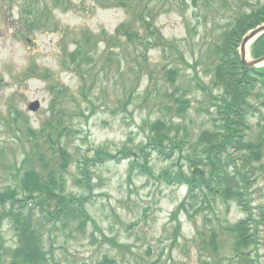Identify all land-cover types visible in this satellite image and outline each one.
I'll return each mask as SVG.
<instances>
[{
	"label": "rangeland",
	"instance_id": "obj_1",
	"mask_svg": "<svg viewBox=\"0 0 264 264\" xmlns=\"http://www.w3.org/2000/svg\"><path fill=\"white\" fill-rule=\"evenodd\" d=\"M259 4L264 0L154 1V22L163 38L133 46L122 39L112 51L104 32L113 36L131 18L122 8L96 0H0V192L28 168L44 175L55 169L60 153L57 159L53 153L62 144L67 156L63 193L93 198L89 210L95 223L46 230L45 264L105 259L108 264H264V225L257 216L264 209V155L245 205L202 196L198 207L177 211L187 187L162 177L165 169L184 168V128L193 139L211 128L208 110L224 95L214 82V48L237 15ZM87 32L94 35L89 59L77 66L72 53ZM173 71L171 82L167 73ZM60 85L70 91L61 93ZM253 98L245 138L258 142L264 139V87L258 85ZM34 100L41 102L37 111L29 109ZM154 124L172 138L166 155L149 146ZM27 126L36 131L33 139L18 132ZM35 140L46 154L47 169L37 157L24 165L26 153L37 151ZM97 151L111 157L93 168L87 159L96 158ZM84 179L90 182L88 191L77 185ZM242 218L250 226L252 243L243 247L250 263L232 249L237 238L227 230ZM214 234L216 252L210 245ZM20 246L12 224L2 219L0 264H13Z\"/></svg>",
	"mask_w": 264,
	"mask_h": 264
},
{
	"label": "trees",
	"instance_id": "obj_2",
	"mask_svg": "<svg viewBox=\"0 0 264 264\" xmlns=\"http://www.w3.org/2000/svg\"><path fill=\"white\" fill-rule=\"evenodd\" d=\"M154 1L161 0H96L97 4L103 7H123L131 15L128 21H124L116 28L114 36L104 32L108 36V46L113 49L112 51L121 45L122 39L127 46H133L137 41L145 45L146 41L154 43L163 38L161 28L154 22L155 8L151 5ZM263 22L264 4L250 5L249 9H244L236 16L232 25L225 30L222 42L214 48L218 59L213 70L214 82L221 86L224 95L218 101H214L213 107L208 110L207 115L212 126L204 128L195 139L184 128L183 143L189 145L183 149L184 168L165 169L162 175L171 184L187 186L185 200L177 211H188L189 206L198 207L199 198L202 196L208 202L223 198L225 202L232 199L238 200L241 205L247 203V196L253 183L252 176L261 169L257 163L264 155V139L257 142L245 138L247 129L250 128L249 116L255 109L251 99L258 84L264 83V69L254 70L244 66L240 61L238 46L248 30ZM91 38L92 34L85 33L81 40H77V50L72 53V64L80 66L89 59ZM111 44L113 46H110ZM252 54L255 57L264 55V35L253 44ZM167 74L171 82L176 79V72ZM58 89L61 93L70 91L66 86H60ZM18 131L24 135L27 133L31 139L36 136V131L29 126L26 131L22 129ZM152 133H155V136L150 137L149 146H154L157 152L166 155L165 149L170 147L166 143L172 141L169 131L154 124ZM52 137L51 135L50 139H53ZM177 138L176 136L175 139ZM38 145L35 140L32 146L36 150ZM170 145H173V142ZM62 151V144L59 148L55 147L54 158L57 159L60 153V161L56 162V168L46 175L40 174L36 168H28L22 177L16 180L14 186L0 192V204L4 206L0 211V221L9 220L21 241V246L13 252V264L47 262L45 233L50 225L52 231L53 227L59 225L72 230L74 223H77L79 229L84 228L88 222L95 223L89 210V205L93 202L91 195L86 193L68 197L63 193L67 156L66 150L65 153ZM97 154L96 158L87 159L89 162L93 161L91 164L93 168L98 167L101 159L107 161L106 159L111 157L110 154H101L100 151H97ZM33 157L39 159L41 168L49 167L46 154L41 149L27 152L24 165ZM135 165L137 162L131 163L132 170ZM77 185H83L82 188L86 191L90 188V182L86 179L79 181ZM173 214L174 212L171 214L172 218L180 226V217H173ZM257 216L263 219L264 225V209L260 210ZM247 224L248 221L243 219L227 227L232 236L237 238L232 248L243 254L245 253L243 247L252 243L251 234L248 232L250 226ZM176 234H180L179 227ZM211 243L212 250L216 252L215 234ZM242 260L245 263L252 261L245 256ZM109 262L110 260L105 259L98 264Z\"/></svg>",
	"mask_w": 264,
	"mask_h": 264
},
{
	"label": "water",
	"instance_id": "obj_3",
	"mask_svg": "<svg viewBox=\"0 0 264 264\" xmlns=\"http://www.w3.org/2000/svg\"><path fill=\"white\" fill-rule=\"evenodd\" d=\"M260 30H263V27L260 28V29H258V30H255V31L252 32L250 35H248V36L244 39V42H243V45H242V47H243V52H244V55H243V62H244L246 65H248V66H254V65H256L257 63H260V62L264 61V56L261 57V58H259V59H257V60H253V61H248V60H246V58H245V46H246V43H247L251 38H253V37H254V36H255ZM39 105H40V104H39V101H34V102L31 103L30 108L36 110V109H38Z\"/></svg>",
	"mask_w": 264,
	"mask_h": 264
}]
</instances>
